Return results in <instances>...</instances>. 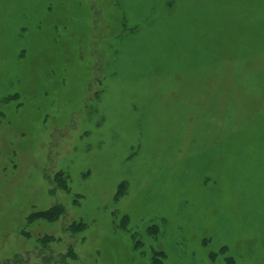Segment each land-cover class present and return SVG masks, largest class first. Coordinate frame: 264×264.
<instances>
[{
  "label": "rangeland",
  "instance_id": "1",
  "mask_svg": "<svg viewBox=\"0 0 264 264\" xmlns=\"http://www.w3.org/2000/svg\"><path fill=\"white\" fill-rule=\"evenodd\" d=\"M0 264H264V0H0Z\"/></svg>",
  "mask_w": 264,
  "mask_h": 264
},
{
  "label": "trees",
  "instance_id": "2",
  "mask_svg": "<svg viewBox=\"0 0 264 264\" xmlns=\"http://www.w3.org/2000/svg\"><path fill=\"white\" fill-rule=\"evenodd\" d=\"M52 210L57 211L55 207H54ZM60 212H62V210H61V209H58L57 213L52 214V215H53L52 218H53L55 215L58 216V215L60 214Z\"/></svg>",
  "mask_w": 264,
  "mask_h": 264
}]
</instances>
